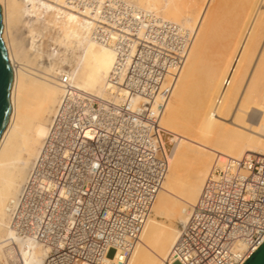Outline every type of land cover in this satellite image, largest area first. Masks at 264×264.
Masks as SVG:
<instances>
[{
  "label": "bare ground",
  "instance_id": "obj_1",
  "mask_svg": "<svg viewBox=\"0 0 264 264\" xmlns=\"http://www.w3.org/2000/svg\"><path fill=\"white\" fill-rule=\"evenodd\" d=\"M90 1L0 0L1 36L13 69L11 113L0 137V264H42L47 254L16 234L9 204L39 155L65 81L91 97L128 99L132 109L140 108L141 96L108 85L118 56L111 42L95 36L107 0L93 9ZM117 1L176 25L188 38L180 67H170L162 84L169 87L159 119L170 150L167 171L126 262L166 264L216 159L264 155V0ZM23 23L31 35L27 46L16 35ZM52 28L60 31L55 43L64 50L46 62L40 38Z\"/></svg>",
  "mask_w": 264,
  "mask_h": 264
},
{
  "label": "built area",
  "instance_id": "obj_2",
  "mask_svg": "<svg viewBox=\"0 0 264 264\" xmlns=\"http://www.w3.org/2000/svg\"><path fill=\"white\" fill-rule=\"evenodd\" d=\"M101 10L95 36L118 56L108 85L143 99L135 110L128 99L94 98L65 81L39 155L9 204L16 234L46 247L42 264H126L167 171L162 84L180 67L188 38L117 0ZM263 241L264 155L218 157L165 263L243 264Z\"/></svg>",
  "mask_w": 264,
  "mask_h": 264
},
{
  "label": "water",
  "instance_id": "obj_3",
  "mask_svg": "<svg viewBox=\"0 0 264 264\" xmlns=\"http://www.w3.org/2000/svg\"><path fill=\"white\" fill-rule=\"evenodd\" d=\"M2 28V13L0 7V137L11 113L10 91L13 83V69L2 40ZM243 264H264V241Z\"/></svg>",
  "mask_w": 264,
  "mask_h": 264
},
{
  "label": "rangeland",
  "instance_id": "obj_4",
  "mask_svg": "<svg viewBox=\"0 0 264 264\" xmlns=\"http://www.w3.org/2000/svg\"><path fill=\"white\" fill-rule=\"evenodd\" d=\"M50 34V36H48ZM17 37L18 38H20L19 40L25 45L26 43V46L27 45H29L30 44V42H31V35H30V33L28 32V29H27V26L25 25V23H23V24H21L20 25V27H19V29H18V32H17ZM20 35V36H19ZM29 35V36H28ZM43 38H40V39H42L41 40V44H42V42H44L45 43V46H43V48H46L45 50H43L44 51V56L42 57L45 61L47 60L48 61V57H47V55H49L50 57H52V59H54V60H58V55H59V53H60V51L62 52V50H64V48H62V47H59L58 45H56V43H55V39L57 38V37H59L61 34H60V31L58 30V28H52L51 30H50V32L49 33H43ZM52 35V36H51ZM48 37V38H47ZM52 38V39H51ZM22 39V40H21ZM40 39H38V40H40ZM44 40V41H43ZM50 41H52V42H50ZM25 42V43H24ZM29 42V43H28ZM46 42H48V43H46ZM54 42V43H53ZM43 43V44H44ZM53 44V45H52ZM49 47V48H48ZM57 48V49H56ZM50 49V50H49ZM56 49V50H55ZM61 49V50H60ZM52 50V51H51ZM48 51V52H47ZM55 51V52H54ZM58 51H59V53H58ZM51 53V54H50ZM71 56V53H68V55H67V57H70ZM47 59H46V58ZM46 61V62H47ZM64 66H67V67H63V68H65V69H67L68 68V65H64ZM169 137V135L168 134H166V138H168ZM168 141V143L170 142L169 140H167ZM171 143V142H170ZM174 145H175V143H174ZM179 227H180V225H179Z\"/></svg>",
  "mask_w": 264,
  "mask_h": 264
}]
</instances>
